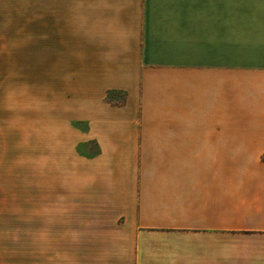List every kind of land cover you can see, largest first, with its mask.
<instances>
[{
  "label": "crops",
  "instance_id": "crops-1",
  "mask_svg": "<svg viewBox=\"0 0 264 264\" xmlns=\"http://www.w3.org/2000/svg\"><path fill=\"white\" fill-rule=\"evenodd\" d=\"M0 61L55 78L0 264H264V0H0Z\"/></svg>",
  "mask_w": 264,
  "mask_h": 264
},
{
  "label": "rangeland",
  "instance_id": "rangeland-1",
  "mask_svg": "<svg viewBox=\"0 0 264 264\" xmlns=\"http://www.w3.org/2000/svg\"><path fill=\"white\" fill-rule=\"evenodd\" d=\"M51 65L0 61V166L44 164L45 104L55 80ZM124 96L111 92L107 98L122 101ZM96 151L95 145L89 146V153Z\"/></svg>",
  "mask_w": 264,
  "mask_h": 264
}]
</instances>
